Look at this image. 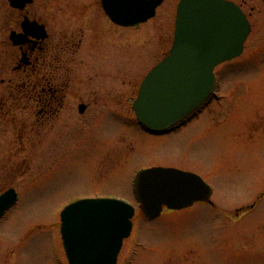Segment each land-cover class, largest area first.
<instances>
[{"label":"rangeland","instance_id":"374dc122","mask_svg":"<svg viewBox=\"0 0 264 264\" xmlns=\"http://www.w3.org/2000/svg\"><path fill=\"white\" fill-rule=\"evenodd\" d=\"M82 1L86 14L74 30L84 31L87 48L74 71L75 79L85 78L72 86L93 105L82 116L74 99L72 112L41 131L27 111H11L0 171L19 201L0 223V264H68L60 216L90 199L137 209L119 264H264V0H234L253 27L244 55L216 70L217 92L203 112L163 137L146 133L132 108L172 49L181 0H167L136 29H121L104 14L99 19V0ZM15 117L22 122L11 126ZM155 168L201 176L214 190L212 205L146 220L133 183L137 172Z\"/></svg>","mask_w":264,"mask_h":264},{"label":"water","instance_id":"95a60500","mask_svg":"<svg viewBox=\"0 0 264 264\" xmlns=\"http://www.w3.org/2000/svg\"><path fill=\"white\" fill-rule=\"evenodd\" d=\"M165 0H103L113 23L133 28L156 17ZM251 27L243 12L223 0H182L169 55L141 85L134 104L139 124L164 135L205 106L215 89V70L243 55ZM134 193L143 215L182 211L210 202L212 188L191 173L155 168L141 171ZM16 195L0 199V218ZM135 208L116 199L82 200L62 213L61 234L70 264H118L133 232Z\"/></svg>","mask_w":264,"mask_h":264},{"label":"flooded vegetation","instance_id":"af4514ba","mask_svg":"<svg viewBox=\"0 0 264 264\" xmlns=\"http://www.w3.org/2000/svg\"><path fill=\"white\" fill-rule=\"evenodd\" d=\"M99 1L102 9L97 14L100 19L106 14L102 0ZM228 1L245 11L242 4ZM0 3V141L3 142L8 134L14 110L27 111L33 120L32 126L39 127V131L65 110L72 112L74 99L80 98L82 104L78 111L85 115L93 104L85 103L72 85L85 78L79 73L75 79L74 63L79 64L83 56L80 52L85 48V35L84 31L82 36L77 35L74 28L79 23L74 21L84 19L88 3L82 0H0ZM90 41L96 42L95 38ZM93 48L88 47V50ZM12 121L11 126L22 122L17 117ZM5 177L1 170L0 198L16 191Z\"/></svg>","mask_w":264,"mask_h":264}]
</instances>
